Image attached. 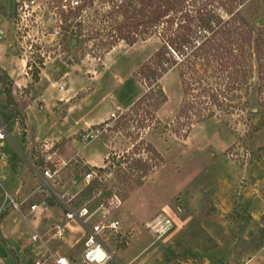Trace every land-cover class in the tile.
Segmentation results:
<instances>
[{
  "label": "rangeland",
  "instance_id": "1",
  "mask_svg": "<svg viewBox=\"0 0 264 264\" xmlns=\"http://www.w3.org/2000/svg\"><path fill=\"white\" fill-rule=\"evenodd\" d=\"M2 1L7 5V13L3 14L7 17L2 24L5 33L9 32L0 43V108L5 105L6 91H10L18 104L22 123L24 110L26 128L19 121L8 124L2 120L8 138L0 148V158L4 161L0 169V197L3 199L6 194L16 199L17 195L23 197L33 192L27 208L31 202L41 205V201L46 204L47 200L60 206L47 196L48 191L37 192L40 182L30 167L34 163L40 167L35 162L37 142L54 145L57 151L53 161H67L79 154L100 166L107 153V157H124L126 162L121 167H113L109 174L102 175L97 187L101 195L96 196L97 189H87L83 184L82 176L89 167L79 157L68 160L53 182V190L59 195L73 196L71 202L75 206L87 205L93 209L101 199L112 194L118 196L121 205L115 210L114 218L121 229L131 230V248L137 249L136 252L147 245L150 248L146 254H114L116 264H264V124L255 131L264 119V106L259 98V103L252 99L247 110L239 109L231 114L218 111L214 118L186 130L182 127L183 120L175 121L181 86L177 73L171 71L150 82L151 87L159 84L167 97L155 115L149 106L154 100L152 95H148L152 99L136 108L119 112L141 92H147L148 83L137 73L160 48L157 36H138L133 46L124 42L115 46V10L100 4L99 14L92 12L84 20L86 36L73 47L63 44L58 49L48 41L42 51L35 49L30 54L15 44L10 18L14 0ZM210 1L197 0L196 5L203 7ZM211 5L219 7V0H213ZM132 12L130 9L129 13ZM235 12L264 39V0H244ZM222 15L225 18V13ZM122 20L119 17L117 21ZM109 44L116 48L105 58L103 69L101 59ZM41 54L46 67L43 65V74L33 82L27 64L30 62L31 70L38 67ZM74 65L91 70L83 79L93 91L84 103L66 114L62 103L53 107L48 94L57 97L61 95L58 86L66 90L71 87L63 75ZM94 72L99 76L91 81ZM115 100L120 106L119 109L112 106L116 119L90 128L94 130L104 124L99 129L103 133L98 140L80 142L79 134L84 131L71 136L78 128L75 123L79 124V119L96 110L99 101L101 108L111 106ZM250 110L254 116L249 114ZM72 139L78 141L72 143ZM42 210L43 207L28 215L26 220L9 211L12 215L8 226L17 228V233H7L6 240L8 248L18 254L20 264L43 261L45 248L41 242L30 241L35 233L29 224ZM15 218L11 225V219ZM162 220H167L170 228L157 238L150 227ZM35 231L42 235L41 229ZM75 235L79 238L81 233L77 231ZM49 236L51 233L43 241ZM64 237L50 239L47 247L56 250L62 246ZM8 248L5 264H12ZM29 254L34 256L32 261Z\"/></svg>",
  "mask_w": 264,
  "mask_h": 264
},
{
  "label": "trees",
  "instance_id": "2",
  "mask_svg": "<svg viewBox=\"0 0 264 264\" xmlns=\"http://www.w3.org/2000/svg\"><path fill=\"white\" fill-rule=\"evenodd\" d=\"M212 1L201 7L196 5L197 0H140L115 9V46L118 42L133 46L138 36H157L161 42L160 48L140 66L137 75L148 83V90L131 107L136 108L148 98H154L149 106L155 115L167 97L159 84L151 87L150 82L158 81L171 71L177 73L181 86L175 121L181 123L183 120L182 127L186 130L214 118L220 113L218 111L231 114L235 110H247L252 99L264 106V39L235 12L244 0H219V7H213ZM119 17L123 19L120 23ZM93 35L98 36L97 33ZM85 36V33L64 36L62 44L73 47ZM113 47L109 44L105 53ZM37 63L39 68L32 70L30 62L27 64L33 82L39 79L43 60L38 58ZM5 98V105L0 108L1 119L8 124L19 121L24 128L18 104L10 91H6ZM249 114L255 115L251 110ZM263 124L264 119L255 131ZM125 162L124 157L112 155L105 159V167L88 168L85 172L94 170L107 175L113 167H121ZM38 163L43 166L41 161ZM59 166L51 165L52 168ZM97 187L95 180L86 188L94 190ZM54 204L47 200L46 205Z\"/></svg>",
  "mask_w": 264,
  "mask_h": 264
},
{
  "label": "built area",
  "instance_id": "3",
  "mask_svg": "<svg viewBox=\"0 0 264 264\" xmlns=\"http://www.w3.org/2000/svg\"><path fill=\"white\" fill-rule=\"evenodd\" d=\"M140 0H14L13 12L10 15L13 27L15 44L19 49H24L32 54L35 49L43 50L49 41L54 43L55 47L61 48L64 36L76 35L85 32L84 20L91 16L99 14V5L115 10L126 6L129 3H136ZM0 0V43L5 39L6 33L2 20L6 17V2ZM72 22V23H71ZM70 24V25H68ZM48 42V43H49ZM74 44V43H73ZM44 61V54H41ZM44 65V63H43ZM63 91V86H59ZM111 120H115V114H111ZM109 119V120H110ZM103 130L84 131L79 134V141L88 144L91 141L98 140ZM6 126L0 116V146L7 142ZM35 162L41 161L43 168L30 164L31 170L40 182L39 190L48 191L49 196L54 199L61 207L64 220L75 222L85 228V238L83 242V252L81 262L83 264H103L114 259V254L108 249V244L126 245L127 237L119 232V222L114 218L121 202L117 195L112 194L107 198L101 199L93 209L87 205L75 206L71 201L73 196L70 194L59 195L53 190V182L59 172L67 163L62 166L52 168V157L56 154L57 149L49 142H37L35 146ZM48 165V167H47ZM3 161L0 158V169ZM103 168V167H102ZM102 175L97 171L91 170L82 176V182L88 187L93 181L100 183ZM96 196L101 195L99 189L96 190ZM8 202L18 210L20 204L12 201L7 197ZM41 207H46L42 201ZM37 205L30 206V211L37 209ZM93 222L91 225L89 222ZM170 228L167 220L155 222L150 229L154 235L159 238ZM64 228L55 224L52 226L53 238L60 240L63 237ZM39 238L32 236L31 241L37 242ZM34 264H41L36 262ZM55 264H62L59 259Z\"/></svg>",
  "mask_w": 264,
  "mask_h": 264
},
{
  "label": "crops",
  "instance_id": "4",
  "mask_svg": "<svg viewBox=\"0 0 264 264\" xmlns=\"http://www.w3.org/2000/svg\"><path fill=\"white\" fill-rule=\"evenodd\" d=\"M115 48L116 47H113L111 51L115 50ZM111 51L106 53L101 59V66L103 69H104L103 63L105 61V58L110 54ZM45 65H44V67H46ZM43 71H44V69L41 70L40 77L43 74ZM90 73H91V70L90 69L87 70L86 68L83 69L82 65H80V66L74 65V66L69 67V69L67 70V73H64L63 77L67 78L71 82L72 85L67 90L65 88H63V91H61V95H59L57 97H53L52 95L48 94L49 99L53 102V104H52L53 107L56 106V103H62L61 105L66 108L65 109L66 114H68L70 111L75 109L78 105H81L82 103H84V101L90 96L91 92L93 91V88L90 89L89 86L86 87V82L83 79L84 76L90 75ZM94 73H95V77L90 78V79H92L91 81H94L99 76V73H97V72H94ZM40 81H41V79H40ZM58 89H59V86H58ZM142 94L143 93L141 92L139 95L136 96L135 99L132 100V102H128L125 105L124 109L122 111H119V112H124V111L128 110V108H130L140 98V96ZM100 102L101 101H99V103ZM99 103H97V105H95V107L97 108L96 110L94 108L93 110H91V112L89 111L90 114H87L84 117H82L81 119H79V121H78L79 124L75 123V126L78 125V128L71 132V136H73L77 131L91 130L90 128H92L96 125H99L103 122H106L107 120L110 119L111 114H115L114 111L112 110V106H115L117 104V100L113 101L111 103V106L107 105L106 107L102 106L101 108H100ZM116 108L119 109L120 106H117ZM23 116H24L23 124H24V128H26V124H25L26 115L24 113V110H23ZM71 136H69V137H71ZM76 141H78V140H74V139L71 140L72 143H74ZM3 144H1L0 148L3 147ZM107 155H108V153L106 155H104V157H102L103 163L100 166L95 165L92 161H86L79 154L72 156L68 160L71 161L72 158L79 157V159H81V161L86 166H88L89 168H102L104 165V161L107 158ZM1 160L3 161V159H1ZM67 161H53V163L56 164V162H57V165L62 166V164L66 163ZM3 163H4V161H3ZM38 190H39V187H38ZM38 190H37V192H38ZM32 195H34L33 192H32V194L30 193L28 195H24L23 197H21L20 195H17L16 199H13L10 196H7L6 194H5V197L3 199H2V196L0 197V248L2 247V245H4L3 252L0 251V264H5L8 261V254H7L8 243L6 240L8 238L7 233L11 234V235H14L15 233H17V228H11L10 229L8 226L10 224V216L12 215V214L11 215L9 214V211L10 210L14 211L18 215H20V217L22 219L26 220V217L28 215L33 214L34 212H36L37 210H39L41 208V206L39 204H37L36 202H31L27 208V204L30 202V199L33 197ZM7 197L9 199H11L12 201L18 203V205L20 204L18 210L15 209L8 202ZM32 205L38 206L37 209L33 212L30 211V206H32ZM56 207L58 210L55 209ZM11 221H12L11 225H14V221L16 222V218L13 220L11 219ZM63 222H67V221L64 220V218H63L61 207L56 205V204L46 205L44 210H42L40 212V216L37 217V219L32 220V222H29L30 226H32L33 232L35 233L32 236H34V235L37 236L39 238V240L37 242H41L42 246L45 248V251L43 252V254H44L43 255V261H40V259H36L34 263L40 261L39 263H41V264L42 263L43 264H55V262L57 260L63 259V261H65L66 264H83L81 262V255L83 252L85 228L82 227V225H79L78 223H75V222L70 221V222H67L66 224H64ZM69 223H72L73 226L70 225ZM55 224H59L64 228L63 237L65 235L62 246H60L59 248H56V250L47 247L48 241L50 239L57 240V239L53 238V236H52V226ZM78 226H80V228ZM119 228H120V225H119ZM35 229H41L42 235H38V233L35 231ZM77 231H79L81 233L79 238H76L77 235H75V233ZM119 232L122 235H125L127 237V243H126V245H117V246L109 243L108 249L113 254H146V250H149L150 245H147L142 249V251L140 250L139 252H136L137 249L135 250V248H131L132 247L131 230H129L128 228L127 229H121L120 228ZM50 233H51V236H49L45 241H43V237L50 235ZM165 233H167V232H165ZM73 235H75L73 238V241H70V239L73 237ZM30 241H31V239H30ZM68 243L71 244V246L67 250V246L69 245ZM8 250H9L8 253H10L12 261H13L12 264H20V259L18 257V254H16L12 248H8ZM28 258H29V260L32 261L34 256L29 254ZM75 258L79 259L80 261L79 260L76 261ZM70 259H72V261H69ZM107 264H116L115 258L113 260L109 261ZM117 264H121V263H117Z\"/></svg>",
  "mask_w": 264,
  "mask_h": 264
},
{
  "label": "bare ground",
  "instance_id": "5",
  "mask_svg": "<svg viewBox=\"0 0 264 264\" xmlns=\"http://www.w3.org/2000/svg\"><path fill=\"white\" fill-rule=\"evenodd\" d=\"M108 262H105V263H103V264H107ZM62 264H66V262L65 261H63V259H62Z\"/></svg>",
  "mask_w": 264,
  "mask_h": 264
}]
</instances>
